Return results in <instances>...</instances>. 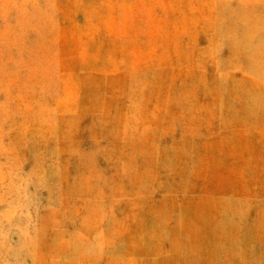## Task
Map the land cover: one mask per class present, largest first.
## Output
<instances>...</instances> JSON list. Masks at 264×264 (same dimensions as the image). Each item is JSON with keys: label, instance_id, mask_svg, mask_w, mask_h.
Segmentation results:
<instances>
[{"label": "rangeland", "instance_id": "374dc122", "mask_svg": "<svg viewBox=\"0 0 264 264\" xmlns=\"http://www.w3.org/2000/svg\"><path fill=\"white\" fill-rule=\"evenodd\" d=\"M0 264H264V0H0Z\"/></svg>", "mask_w": 264, "mask_h": 264}]
</instances>
